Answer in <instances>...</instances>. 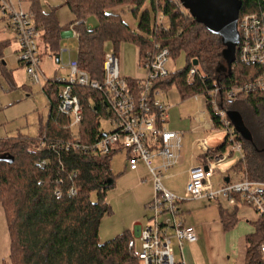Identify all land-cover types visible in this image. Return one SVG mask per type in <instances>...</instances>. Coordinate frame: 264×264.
I'll return each instance as SVG.
<instances>
[{
	"label": "trees",
	"instance_id": "trees-1",
	"mask_svg": "<svg viewBox=\"0 0 264 264\" xmlns=\"http://www.w3.org/2000/svg\"><path fill=\"white\" fill-rule=\"evenodd\" d=\"M124 5L137 20L136 30L120 14L111 11ZM63 6L73 16L66 25L58 20V8L44 10L39 0H30L29 10L40 31L42 56L47 52L60 57L62 32L70 27L79 33L80 68L98 82L104 78L107 44L114 46L116 54L121 44H134L139 48L140 61L156 45L168 48L172 58L183 55L185 66L157 81L155 89L175 85L183 98L202 95L213 130L221 127L225 130L224 123L208 104L209 93L217 89L220 109L239 112L253 136L250 143L233 133L235 140L242 143V155L233 172L239 180L264 182V89L256 85L264 77L263 64L241 63L236 50L232 71H224L221 38L191 17L179 0H64ZM262 12L264 0H242L239 17ZM160 13L167 17L169 29L157 24ZM91 17L97 18V24L87 25ZM77 22L81 23L76 25ZM194 61L198 62L197 74L189 80ZM127 80L132 85L140 81ZM245 84H252L253 91L236 100L229 99L232 89ZM62 87L58 81L49 80L42 88L49 114L36 139L22 136L0 139V206L10 238L8 264H141L136 249L129 247L132 240L129 231L105 242L100 240L102 221L113 213L106 196L115 185L111 169L114 153L99 155L68 147L75 142L91 144L102 136L98 120L110 116L103 95L92 89H74L84 111L77 135L71 129V118L59 110ZM229 137L226 133L223 143L204 154L205 159L224 155L231 145ZM232 154L229 153L230 157ZM6 157H13V163L4 161ZM237 209L238 205L231 212L220 208V221L226 232L239 222ZM252 226L253 233L246 236L245 264H262L264 216Z\"/></svg>",
	"mask_w": 264,
	"mask_h": 264
},
{
	"label": "built area",
	"instance_id": "built-area-1",
	"mask_svg": "<svg viewBox=\"0 0 264 264\" xmlns=\"http://www.w3.org/2000/svg\"><path fill=\"white\" fill-rule=\"evenodd\" d=\"M25 0H0L2 18L7 28L14 33L15 42L19 47V61L26 67L29 78L35 84L42 79L48 82L41 70L43 54L40 51V31L37 29L33 14L29 7H24ZM176 1V0H172ZM81 22H77L79 25ZM157 24L169 29L167 17L160 13ZM239 43L237 46L239 61L244 64L264 65V12L248 14L238 19ZM63 38L79 40V33L75 27L65 30ZM67 47V51H70ZM61 53V52H60ZM69 60L66 77L53 79L63 84L59 92V110L71 118V129L78 135L83 121V107L79 98L74 94L77 87L92 89L103 95L110 116L106 123L110 130L102 125V136L94 143L85 144L75 142L68 144L78 151L99 155H110L124 151L128 156L130 171H137L139 164H143L154 183V199L149 203L153 209L155 223L145 228L140 237L141 248L136 255L141 264H185L184 259L177 261L171 248L172 238L178 241L180 248L185 243L198 241L196 230L186 224L185 214L180 207L184 199L169 191L164 180L170 177V171L180 163L183 149V134L176 131H167L160 126V120L167 118L168 105L159 101V89H155L157 81L165 79L170 72L167 68L171 54L168 48L156 45L153 51L147 52L141 59V65L147 72V78L132 85L122 76L119 67V58L114 50L106 52L104 57V78L98 82L92 80L89 74L82 70L77 58ZM197 67L189 71L188 79L196 76ZM257 86L264 89V77L257 81ZM252 84H245L232 89L229 99L236 100L238 96L253 91ZM218 90L209 93V102L214 112L225 125V133L230 135L229 142L232 153L242 155V143L235 140V133L227 117V110L220 109L217 99ZM196 99L198 96H194ZM206 102V101H205ZM98 122L101 124V119ZM204 154L211 148L206 142H199ZM225 157V156H224ZM208 156L203 165L193 167L188 174L186 193L191 200L207 199L209 201L225 200L231 207L244 205L252 208L258 218L264 216V182L248 179L229 181L215 189L212 184L216 164L222 159ZM75 194V191L71 192ZM57 195H61L57 192ZM168 213L165 223L159 218ZM173 229V235L169 234ZM131 249H136L132 239L129 242ZM262 264H264V240L260 246Z\"/></svg>",
	"mask_w": 264,
	"mask_h": 264
},
{
	"label": "rangeland",
	"instance_id": "rangeland-1",
	"mask_svg": "<svg viewBox=\"0 0 264 264\" xmlns=\"http://www.w3.org/2000/svg\"><path fill=\"white\" fill-rule=\"evenodd\" d=\"M24 2V7L28 8L30 0H25ZM39 2L44 10L58 8V16L61 23L66 24L71 20L72 14L63 6L64 0H39ZM111 11L120 14L131 29H137V20L133 17L128 6L124 5L122 7L113 8ZM95 24H97L96 17H91L87 21V25L89 26ZM60 41L61 53L58 63L56 62V57L47 52L42 58L41 70L46 80L66 77L69 74L67 64L71 58L73 59L75 57L76 50L78 49V41L75 39L61 37ZM3 44H6V46H3ZM66 45L70 51H67ZM112 50H114V46L112 44H107L106 52ZM40 51L43 53V47L41 45ZM117 56L119 58V67L122 76L138 80L147 78V72L144 70L139 59V48L137 46L130 43H123L117 50ZM185 64L183 55L177 58L171 57L167 68L170 73H174L182 69ZM44 85L45 82L43 79L40 84H35L27 75L26 67L18 58L14 33L7 28L6 21L2 18V13L0 11V139L19 136L29 139H36L38 137L39 129L41 125L46 122L49 114L47 96L42 90ZM196 96H198L197 99L193 95L183 98L177 87L171 85L165 89H161L157 97L159 101H163L165 105L171 108L169 114L172 113L171 111L173 109L179 107L180 110L176 108L178 110L177 118L180 120V118L184 116L189 121V127L185 125L184 128L182 127L179 131H176L179 133L186 131L187 133L182 151H202L199 147V142H206L207 136L211 134V132L205 128L208 123H211V115L206 107L205 99L202 95ZM179 111L181 114H179ZM201 117H203V120H201ZM100 119L101 125L106 130H110V126L105 122L107 117H100ZM198 119L200 120L197 121ZM170 121L167 122V119L162 121V126L167 131H173ZM216 131L223 132L224 127ZM231 151L232 148L229 146L228 151L224 154L225 157L221 155L214 158H217L216 160H219V158L222 159L218 162L219 164L230 157L229 153L232 154ZM233 154L236 155L237 153ZM127 156L128 155L124 151L116 152L111 160V169L115 176V185L108 191L106 201L111 206L113 213L103 219L101 224L102 227H100L102 229V234H104V230H109L112 226H120L124 223L129 224L135 219L140 220L144 225H153L155 223L153 209H151L150 206H147V208L144 207L145 204L150 203L154 199V183L152 177H149L143 164H141L138 172L132 173L127 170ZM218 164H216L215 170ZM187 172L189 171L180 169L178 174H173V176L170 177L171 179L165 181V187L168 190L178 194L180 198L188 200L189 212L186 213V224L189 222L199 230L203 229L204 226L209 223L219 224L217 202L191 200L185 195L187 174H189ZM221 181L222 179L219 177L213 179L214 184ZM140 207L144 208L141 211L143 215L141 218L138 215ZM232 211H234V207ZM245 214L246 220H243V215ZM169 218H171L170 215L165 213L159 218V222L165 223ZM238 218L241 220L233 229L226 232V239H223V236L220 235L219 239L214 240V243H219V245H215L212 242L213 246H215V251L218 249L221 250L225 242L226 250L218 253L220 254L221 261H223V255L225 254V256L230 257V259L227 263L224 262L221 264H245V236L253 229L252 224L248 222L255 220L256 215L252 211L244 213L242 209H239ZM173 233L174 230L169 229V234L173 235ZM102 239L100 237L101 241H103ZM140 248L141 243L139 239H136V251H139ZM171 248L173 250V255L177 259L179 249L178 241L175 238H172ZM184 250L188 255L189 247H184ZM200 250H202L200 254L203 253V256H196V261L200 260L202 264H206L215 259V255H212L209 251V246L207 248L204 246L200 247L198 250H195L193 254L197 255ZM9 254L10 238L4 213L0 206V264H8Z\"/></svg>",
	"mask_w": 264,
	"mask_h": 264
},
{
	"label": "crops",
	"instance_id": "crops-1",
	"mask_svg": "<svg viewBox=\"0 0 264 264\" xmlns=\"http://www.w3.org/2000/svg\"><path fill=\"white\" fill-rule=\"evenodd\" d=\"M57 16H58V11H57ZM72 19H73V16H72L71 20L66 24H69L72 21ZM58 20L61 23L59 16H58ZM66 24L61 23V25H66ZM18 51H19V47L17 45V53H18ZM59 61H60L59 58H56V62L58 63ZM176 108L178 110H180L179 107H176ZM176 108L171 111L172 112L171 114H169L171 108L168 106L169 110L167 111V118H166L167 122H169L171 119L170 123L172 125L173 131H179V129L182 127L184 128L185 125H186V127H189V121L187 120V118H185L184 116H182L180 118V120L177 118V115H178L177 111L178 110ZM179 114H181L180 111H179ZM199 120L200 119H198L197 121H199ZM201 120H203V117H201ZM205 128L211 132V134L209 136H207V139L205 140L207 145L211 149H215L216 147L220 146L225 139V134H226L225 131L220 132V131L213 130L212 123H208ZM182 134L184 137V139H183V146H184L185 145L184 141H185V137H187L186 136L187 133H186V131H184ZM239 157H240V155H237V154L234 155L233 154L231 157L226 158L225 160H223L221 163H219L217 165V169L215 170L214 176L212 178V184H213V187H215V189L220 188L221 186H223L225 183H227L229 181L233 182V181H237L240 179L239 176H237L232 170L234 165L239 160ZM205 160L206 159H205L203 151H192V152L191 151H182L180 163L177 167H175L174 169H172L170 171V175L173 176V174L174 175L178 174L180 169H184V171H190V169L193 167L203 165L205 163ZM140 167H141V164H139L137 171H130V169L127 165V170L134 173V172H138ZM144 169L147 171V169L145 167H144ZM147 173H148V171H147ZM187 173H189V172H187ZM148 175H149V173H148ZM149 177H150V175H149ZM170 177H167L164 180V184H165V181H168L169 179H171ZM216 177L221 178L222 181L218 182L217 184H214L213 179ZM186 181L188 182V174H187V180ZM186 186H187V183H186ZM185 193H186V189H185ZM174 194L178 196V194H176V193H174ZM185 195L188 196L187 193ZM201 200H204L207 202H212V201H209L207 199H201ZM187 202H188V200L184 199V201H182L180 203V207L185 214L186 222H187V217H186L187 214L186 213L189 212V209H188L189 203H187ZM215 202H217V204H218L219 224L209 223V224H206L203 229L199 230V229H197L196 226H194L193 224L188 222L187 223L188 225H191L195 228L197 236H198V241L195 243H192V244L185 243L182 248H180L178 245L179 252L177 255V259L175 258L177 261L184 259L185 264H202V262L200 260H198V261L195 260L196 256H199V255L203 256V253L200 254L202 250H200L197 255H194L193 253L195 252V250H198L200 247H203V246L206 248L209 246V251L211 252L212 255H215V259L213 261L207 262L206 264H208V263L209 264H221L224 262L227 263L228 260L230 259V257H226L225 256L226 254H225V255H223V261H221L220 254L218 253V252H222L223 250H226V245L224 244L225 242L223 243L222 249L221 250L218 249L216 251H215V246H213V243H214V240L219 239L220 235L223 236V239H226V235H227V233L223 229L222 223L220 221V214H219L220 208H223V209L231 212L233 210V207H231L225 200L215 201ZM147 206H149V203L145 204L144 207L147 208ZM143 209H144L143 207L139 208L138 215L140 218L143 216L141 214V211ZM239 209H242L244 213H246L248 211H252L253 213H255V211L252 208L240 204V205H238V209H237V217H238V210ZM255 215H256V219L251 220L248 223L252 224L253 222H256L258 220V216L256 213H255ZM244 219L246 220V214L243 215V220ZM240 220L241 219H239V221ZM149 225L148 224L144 225L140 220L135 219L134 221H132L129 224L124 223L123 225H120V226H112L109 230H107V229L104 230V234H102V229L100 228V235L102 234L100 237H101V239L103 237L102 240H103V242H105L106 240H108V239L110 240L111 238H113L115 235H118V234L123 233L125 231H129L132 239L136 243V239H139V241H140L142 231L145 228H147ZM100 227H102V225ZM253 231H254V228L247 235L253 233ZM246 236H245V239H246ZM186 244H188V245H186ZM215 245H219V243L215 244ZM186 246L189 247L188 255L185 253V250H184V247H186ZM216 256H217V260H216ZM204 262H206V261H204Z\"/></svg>",
	"mask_w": 264,
	"mask_h": 264
},
{
	"label": "water",
	"instance_id": "water-1",
	"mask_svg": "<svg viewBox=\"0 0 264 264\" xmlns=\"http://www.w3.org/2000/svg\"><path fill=\"white\" fill-rule=\"evenodd\" d=\"M179 2L191 17L210 33L221 38L224 48L222 55L226 62V68L223 70L230 73L236 62V49L239 43L238 19L242 0H179ZM192 64L198 66L197 61ZM226 114L234 131L244 141L253 143V136L246 127L242 115L237 111H228ZM4 161L11 164L14 159L6 157Z\"/></svg>",
	"mask_w": 264,
	"mask_h": 264
}]
</instances>
